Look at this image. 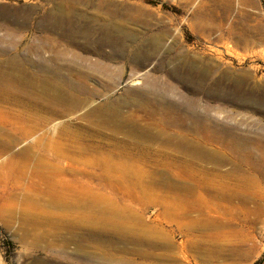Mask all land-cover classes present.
<instances>
[{"label":"rangeland","instance_id":"1","mask_svg":"<svg viewBox=\"0 0 264 264\" xmlns=\"http://www.w3.org/2000/svg\"><path fill=\"white\" fill-rule=\"evenodd\" d=\"M66 85L95 94L69 111ZM263 258L264 0H0V264Z\"/></svg>","mask_w":264,"mask_h":264},{"label":"bare ground","instance_id":"2","mask_svg":"<svg viewBox=\"0 0 264 264\" xmlns=\"http://www.w3.org/2000/svg\"><path fill=\"white\" fill-rule=\"evenodd\" d=\"M81 34H83L84 35V32H81ZM96 49V48H95ZM97 51V50H96ZM101 52V51H100ZM119 54V53H118ZM38 65H39V63H38ZM102 68H103V72L101 73L103 76H104V74H105V72H107V68H106V66L105 65H103L102 66ZM46 70V69H45ZM46 71H48V70H46ZM45 71V72H46ZM54 72V71H53ZM20 73V72H19ZM49 73H50V71H49ZM52 75H54V74H52ZM55 76H57V77H59V80H60V82H62V81H65V76H63L60 72L59 73H55V75H54V77ZM12 77H14V76H12ZM20 78V77H19ZM10 79H13V78H10ZM18 79V78H17ZM30 79V78H29ZM55 79V78H54ZM8 80V79H7ZM56 80V79H55ZM22 81V80H21ZM59 82V81H58ZM58 82L56 83V84H58ZM60 82H59V84H60ZM13 83V82H12ZM48 83V82H47ZM46 83V84H47ZM51 83V82H50ZM53 83H55V81L53 82ZM63 83V82H62ZM16 84V83H15ZM67 84V83H66ZM40 85V84H39ZM48 85H50L49 83H48ZM47 85V87H44L43 88V92L42 93H44L46 90H48V91H50L49 89V87L50 86H48ZM62 85H65V84H62ZM147 85V84H146ZM7 86H8V84H7ZM20 86V85H19ZM53 86V85H52ZM57 86V85H56ZM67 87H65V91H61V90H58L57 88H55V86H54V88H55V90H54V94L52 95V97L50 98V99H53V100H55V102L58 104V105H60V106H64L65 104L66 105H68L69 107H65L67 110H73L74 108H76L77 106H79V105H82L83 103H85V102H87V100L88 99H90V98H92L93 96H94V94H95V92H93V91H91V90H89V91H85L84 89H78L77 87H75L74 85H66ZM150 86V85H149ZM22 87H23V85H22ZM5 88H7V87H5ZM63 88V87H62ZM153 88V87H152ZM160 88V87H159ZM61 89V88H60ZM156 90H157V88H156ZM164 90V89H163ZM153 91V90H152ZM160 91V90H159ZM173 91V90H172ZM52 92V91H51ZM50 92V93H51ZM49 93V94H50ZM163 93V92H162ZM158 94H160V93H158ZM46 95V94H45ZM51 96V95H50ZM153 96V95H152ZM39 97V96H38ZM47 97V96H46ZM132 97H134V96H132ZM132 97H130L128 100L131 102V100L132 101H134V100H136V101H139V100H142L141 98H143L141 95H139L138 97L136 96L135 98H132ZM157 97H159V96H157ZM162 98V97H161ZM49 99V98H48ZM144 100V99H143ZM109 101V100H108ZM49 102V101H48ZM198 102V101H197ZM109 103H111L110 101H109ZM108 102H104L101 106L102 107H99L97 110H95V111H92V112H90L89 114H92V115H96V117L98 118L97 119V122H99V125L101 126V127H104L105 125H107V122L106 121H108V119H109V115H108V113H110V110L114 107H112V105L111 104H109ZM43 104V103H42ZM50 104V103H49ZM113 104V103H112ZM198 105V104H197ZM55 106V105H54ZM141 106V105H140ZM80 107V106H79ZM162 107V106H161ZM191 107V106H190ZM48 108H49V106H48ZM115 108H117V107H115ZM192 108V107H191ZM110 109V110H109ZM114 109V108H113ZM183 109V108H182ZM67 110H64V111H67ZM69 110V111H70ZM107 110V112L105 113V111ZM116 110V109H115ZM186 110V109H185ZM184 110V111H185ZM199 110V109H198ZM62 111H63V109H62ZM68 112V111H67ZM188 112V111H187ZM190 113V112H189ZM195 114V113H194ZM197 115V114H196ZM195 116V115H194ZM200 116V115H199ZM198 116V117H199ZM201 117V116H200ZM120 118V117H119ZM215 119V118H214ZM213 120V119H212ZM165 121V120H164ZM173 122V121H172ZM224 122V121H223ZM220 124V123H219ZM114 126V125H113ZM165 127V126H164ZM114 128V127H113ZM117 128V127H116ZM186 128V127H185ZM211 133V132H210ZM74 135V134H73ZM75 137V136H74ZM67 138V137H66ZM72 137H70V139H71ZM89 138V137H88ZM106 138V137H105ZM221 138V137H220ZM68 139H69V137H68ZM69 139V140H70ZM73 140V139H72ZM75 140V139H74ZM71 141V140H70ZM76 141V140H75ZM185 141V140H184ZM66 142V141H65ZM65 142H64V144H65ZM72 142V141H71ZM186 142V141H185ZM213 142V141H212ZM62 143H63V141H62ZM73 143V142H72ZM114 143V142H113ZM147 143V142H146ZM175 143V142H174ZM198 143V142H197ZM63 144V148H67V149H69V150H71V151H75V152H79V153H83L84 151H87V150H89L90 148H88V145H83V144H78V145H75V144H70V145H67L66 146V144L64 145ZM117 144V143H116ZM178 144V143H177ZM228 144V143H227ZM226 144V145H227ZM60 146H61V144H59ZM182 145H183V147L185 148H187V144H184V143H182ZM61 147V148H62ZM151 147V146H150ZM119 148V147H118ZM215 149V148H214ZM227 149H228V147H227ZM64 151V150H63ZM220 151V150H219ZM230 151V150H229ZM247 151V150H246ZM120 152V151H119ZM126 152V151H125ZM88 153H90V152H88ZM198 153V152H197ZM200 153H202V152H200ZM104 154V153H103ZM204 154V153H203ZM110 155H112V154H110ZM199 155V154H198ZM106 156V155H105ZM207 156V158L208 159H212L216 164L217 163H219V162H225V160L226 161H228V160H230V159H228V158H230V157H227L226 155H225V157H224V154L222 153V152H219V153H213V154H207L206 155ZM243 156V155H242ZM62 157V156H61ZM114 157V156H113ZM116 158V157H115ZM244 158V157H243ZM247 158V157H246ZM131 160V159H130ZM202 160V159H201ZM248 161V160H247ZM208 162V161H207ZM212 163V162H211ZM210 163V164H211ZM122 164L124 165V166H126V168H127V171L128 170H130V169H132V165H131V163H124V162H122ZM213 164V163H212ZM216 164L215 165H212V166H214V167H212V169L214 168H216ZM235 164V163H234ZM115 165V164H114ZM122 165V166H123ZM196 165H197V163H196ZM207 165H209V164H207ZM220 165V164H219ZM219 165H217V166H219ZM203 166H206V165H203ZM211 166V165H210ZM209 166V167H210ZM237 166V165H236ZM199 167H200V165H199ZM208 167V166H207ZM220 167H222V166H220ZM219 167V168H220ZM237 168V167H236ZM208 169V168H207ZM247 169V168H246ZM203 170V169H202ZM211 170V169H210ZM220 170V169H219ZM146 171V170H145ZM212 171V170H211ZM213 172V171H212ZM220 172V171H219ZM93 173V172H92ZM187 173V175H189L190 173L187 171L186 172ZM189 173V174H188ZM195 173H197V172H195ZM205 173H206V171H205ZM204 171H203V174L202 175H200V177H201V179L202 180H204ZM214 173V172H213ZM216 173V172H215ZM217 174H218V172H217ZM221 174V173H220ZM219 174V175H220ZM223 174V173H222ZM196 175V174H195ZM206 175V174H205ZM209 175H211V174H209ZM227 175V174H226ZM231 175V174H230ZM89 176L90 177H92L93 175H91V174H89ZM106 175H94L93 177H98L99 179L101 178V179H109V180H112V178H109V177H105ZM124 176V175H123ZM123 176H121V177H119V180L120 181H124L125 182V180L127 181V183L128 184H130V186L132 187H134V188H136L135 186H138V185H147L149 182L148 181H141L138 177H136L134 174H132V173H129V175L128 176H125V177H123ZM216 176V175H215ZM209 177V176H208ZM211 177V176H210ZM209 177V178H210ZM213 177V176H212ZM186 178H187V176H186ZM207 178V177H206ZM215 178V177H214ZM213 178V179H214ZM218 178V177H217ZM144 179H145V177H144ZM200 179V178H199ZM212 179V178H211ZM212 179V180H213ZM187 180V179H186ZM195 180V179H194ZM212 180H211V183H212ZM220 180V179H219ZM153 181V180H152ZM151 181V183H153ZM197 181H199L198 180V178H197V180H196V182ZM206 181V180H205ZM188 182V181H187ZM215 182H216V180H215ZM219 182V181H218ZM123 183V182H122ZM156 183V182H155ZM189 183V182H188ZM180 184V185H175L174 186V192H173V195L175 196L174 198L176 199V197L177 196H185V195H187V197H189V196H194L195 194H194V192L196 191V192H198V193H202V191L205 189V185L207 184H205L204 185V182H198V184H197V186H194L193 184L192 185H189V184ZM220 183V182H219ZM214 184H216V183H214ZM218 184V183H217ZM209 185V184H208ZM219 185V184H218ZM170 187V186H169ZM222 187V185L220 186V188ZM207 188V187H206ZM212 188V187H211ZM214 188H216V187H214ZM219 188V189H220ZM224 188V187H223ZM222 188V189H223ZM170 189V188H169ZM217 189H218V187H217ZM216 189V190H217ZM219 189H218V191H219ZM138 190V189H137ZM167 190H168V188H167ZM172 190V191H173ZM212 190H214V189H212ZM224 190V189H223ZM222 190V191H223ZM232 190V189H231ZM250 190V189H249ZM209 191V190H208ZM218 191H215V192H213L212 191V193L214 194L215 193V195H217L218 196ZM225 191V190H224ZM228 191V190H227ZM234 191V190H233ZM232 191V192H233ZM136 192V191H135ZM138 192V191H137ZM206 192V190L204 191V193ZM247 192V191H246ZM147 193V192H146ZM169 193V192H168ZM211 193V194H212ZM230 193V192H229ZM235 193V192H234ZM233 193V194H234ZM242 194H244L243 193V191L241 192ZM262 193V192H261ZM73 194H75V193H73ZM209 194V193H208ZM211 194H210V196H211ZM231 194V193H230ZM77 194H75V196H76ZM239 195V194H238ZM241 195V194H240ZM239 195V197H241ZM74 196V197H75ZM219 196H220V194H219ZM179 197V198H180ZM196 197V196H195ZM212 197H213V195H212ZM260 197V196H259ZM178 198V199H179ZM202 198V197H201ZM95 200H92V202L93 203H95V201L97 200L96 198H94ZM181 199V198H180ZM242 200V199H241ZM256 200V199H255ZM96 202H99L98 200L96 201ZM261 202V201H260ZM263 203V202H262ZM261 203V204H262ZM65 204V203H64ZM97 204V203H96ZM99 204L100 205H98L99 206V208L101 209V210H98V211H96L97 213H106V215L107 216H109V214L110 215H115V213H116V210H117V208H114V207H112L113 205H110V204H105V205H103L102 203H100L99 202ZM254 204V203H253ZM95 205V204H94ZM66 206V205H65ZM70 206V205H69ZM95 207V206H94ZM85 208V207H84ZM88 208H92V207H90V206H88ZM182 209V208H181ZM261 209V208H260ZM258 210V209H257ZM260 211V210H259ZM100 216H102V217H105L104 215H100ZM106 216V217H107ZM85 217V216H84ZM97 217V216H96ZM116 217V216H115ZM257 217V216H256ZM103 219V218H102ZM108 220V219H107ZM75 222H76V220H75ZM108 222V221H107ZM106 222V223H107ZM80 223V222H79ZM75 224V223H74ZM81 225V224H80ZM83 225V224H82ZM81 225V226H82ZM79 226V225H78ZM87 227V226H86ZM78 228V227H77ZM82 228H83V226H82ZM85 228V227H84ZM88 228V227H87ZM102 228V227H101ZM80 229V228H79ZM91 230V229H90ZM105 230H106V228H105ZM85 231V230H84ZM98 234V233H97ZM96 234V235H97ZM40 235V234H39ZM31 236V235H30ZM38 236V235H37ZM51 236V235H50ZM57 236V235H56ZM66 236V235H65ZM92 236V235H91ZM72 240V239H71ZM97 240V239H96ZM102 240V239H101ZM90 241V240H89ZM83 242V241H82ZM96 242H99V241H96ZM98 244V243H97ZM44 245V244H43ZM47 246V245H46ZM123 246V245H122ZM51 248H52V246H51ZM103 248V247H102ZM61 249V248H60ZM59 250V249H58ZM84 251H82L81 252V254H80V256L81 257H83L84 259H90L91 257H93L94 258V260H95V258L97 257V255H96V257H94L95 255H93V253L91 252V254H89V252L87 251V249H83ZM93 255V256H92ZM107 257V256H106ZM116 257V256H115ZM92 258V259H93ZM97 260H98V257L96 258ZM91 260V259H90Z\"/></svg>","mask_w":264,"mask_h":264},{"label":"trees","instance_id":"3","mask_svg":"<svg viewBox=\"0 0 264 264\" xmlns=\"http://www.w3.org/2000/svg\"><path fill=\"white\" fill-rule=\"evenodd\" d=\"M254 264H264V258L260 259L259 261H256Z\"/></svg>","mask_w":264,"mask_h":264},{"label":"crops","instance_id":"4","mask_svg":"<svg viewBox=\"0 0 264 264\" xmlns=\"http://www.w3.org/2000/svg\"><path fill=\"white\" fill-rule=\"evenodd\" d=\"M233 32V29L231 28V29H229V31H228V33H232ZM249 40H251V38H249V39H246V41H249Z\"/></svg>","mask_w":264,"mask_h":264}]
</instances>
